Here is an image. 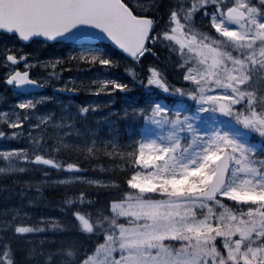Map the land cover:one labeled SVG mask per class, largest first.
Instances as JSON below:
<instances>
[{"label": "snow or ice", "instance_id": "snow-or-ice-1", "mask_svg": "<svg viewBox=\"0 0 264 264\" xmlns=\"http://www.w3.org/2000/svg\"><path fill=\"white\" fill-rule=\"evenodd\" d=\"M73 68L93 75L60 90L150 93L124 100L130 135L76 128L95 102L41 111ZM0 79L19 97L0 137L27 140L0 178L60 186L64 213L0 210V264H264V0H0Z\"/></svg>", "mask_w": 264, "mask_h": 264}, {"label": "rangeland", "instance_id": "rangeland-1", "mask_svg": "<svg viewBox=\"0 0 264 264\" xmlns=\"http://www.w3.org/2000/svg\"><path fill=\"white\" fill-rule=\"evenodd\" d=\"M40 49H39V54H40ZM67 52V51H66ZM46 54H44L43 57H47L50 55H62L61 54V49L59 48L57 51L54 50H46ZM42 57V58H43ZM35 69V68H34ZM39 70H42L39 68ZM35 73H40V71H36ZM93 75V72L89 74V77ZM144 92L142 93V90L140 89H133L132 92L127 94V97L123 95H113V103L112 104H107L106 100L107 97L104 95L102 100L97 99V96L92 94V98H90V102H95L97 104H100L101 106L96 108L94 111L89 112L90 115V121L87 122L86 120H82V123L80 125L76 124L75 121V127L80 129L81 131H84L85 129H93L95 130L100 136L103 137H108L109 135L115 134L117 136H121L122 140L127 137L128 135L131 134L132 130L136 126V122L131 121V120H126L122 116L118 115L119 111L122 109L124 100L127 98H135L137 100L141 99H146L147 96L150 94L147 90H143ZM68 91H65V94ZM12 96H16L15 94H11ZM7 96L6 95H0V109H4L7 107H10L13 103L7 102ZM55 103L58 108L54 110V113L57 115L60 114L61 110L63 109L64 105L69 106L70 111H75L76 107L80 104L85 103V98L83 96H79L78 98L75 99L74 104L72 105L71 103H67L64 100H61L60 97H58L55 100ZM55 105V106H56ZM111 110V111H110ZM107 122V123H106ZM66 131L68 129H65ZM99 131V132H98ZM71 137L76 138V132L72 131L71 132ZM5 147H27V140L25 137H19V138H4L0 137V148H5ZM29 171H35L33 169L28 170ZM83 175H88V176H95L99 175L98 170H91L89 174H83ZM57 177H52L51 179H56ZM4 179V178H0ZM3 185V184H1ZM0 185V186H1ZM3 186L0 190L3 192L1 195L4 197V200L11 203V206L9 208H12L15 205L20 204L22 201L25 203L31 199L30 196L25 195L27 193V190H33L34 192H37L35 187L32 188H26L24 189V195H20V191L13 190L7 187ZM55 188H60L58 185H46L44 186L43 190L45 189H55ZM0 191V192H1ZM37 199L42 197V195H36ZM21 201V202H20ZM4 202V201H3ZM51 206L55 211H58L61 216H64V213L61 211L59 207L58 202H51ZM48 209H43V211H47ZM39 215H45V216H51L56 218L55 214H52L51 211L43 212L41 214H37L36 216ZM60 218V217H59Z\"/></svg>", "mask_w": 264, "mask_h": 264}, {"label": "trees", "instance_id": "trees-1", "mask_svg": "<svg viewBox=\"0 0 264 264\" xmlns=\"http://www.w3.org/2000/svg\"><path fill=\"white\" fill-rule=\"evenodd\" d=\"M50 48H52V47H43L42 49H50ZM115 72H116V74L117 73H120V69H116L115 70ZM80 73H87V70L85 69V70H78V69H76V68H73V69H71L70 71L69 70H65L63 73H61V76L62 77H72V76H74L73 74H80ZM77 76V75H76ZM124 78H127V76H125ZM55 82H57V81H50V84L52 85V84H54ZM1 83H2V79H0V85H1ZM78 93H80V94H82V88L79 90V92ZM82 163H83V165H84V167L86 168V171H88V170H92V168H91V166L87 163V161H82ZM85 171V172H86ZM101 174V173H100ZM18 177L21 179V180H23V179H28L29 177H35L36 178V176H31L30 174H28V173H25V174H20V175H18ZM37 179V178H36ZM3 185H1L0 187L2 188L3 186H5V187H7V189L8 188H10V189H13V190H17V191H20L21 190V184L20 183H16L13 179H11V178H9V179H6V180H4L3 181V183H2ZM5 187H4V189H5ZM0 188V189H1ZM1 191V190H0ZM3 192V190L0 192V194ZM43 192H45L44 193V197H42V199H40L39 201L37 200H35V196L34 195H30V198L32 199V200H34L35 201V203L33 204V205H31L30 206V208H31V210H32V212H35V211H37V210H41V209H48L49 208V202L50 201H55V200H59L60 199V195H61V192H60V190H57V191H51V190H45V191H43ZM29 196V195H28ZM103 200H104V197H102L101 198V203L103 202ZM21 202V201H20ZM21 203H25L24 201H22ZM20 203V204H21Z\"/></svg>", "mask_w": 264, "mask_h": 264}, {"label": "bare ground", "instance_id": "bare-ground-1", "mask_svg": "<svg viewBox=\"0 0 264 264\" xmlns=\"http://www.w3.org/2000/svg\"><path fill=\"white\" fill-rule=\"evenodd\" d=\"M107 123V122H106ZM99 132V131H98Z\"/></svg>", "mask_w": 264, "mask_h": 264}]
</instances>
